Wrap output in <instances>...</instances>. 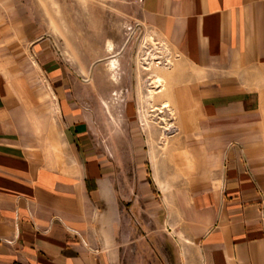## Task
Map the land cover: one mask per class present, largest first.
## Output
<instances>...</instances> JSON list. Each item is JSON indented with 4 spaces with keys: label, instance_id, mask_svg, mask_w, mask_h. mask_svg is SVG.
<instances>
[{
    "label": "crops",
    "instance_id": "obj_1",
    "mask_svg": "<svg viewBox=\"0 0 264 264\" xmlns=\"http://www.w3.org/2000/svg\"><path fill=\"white\" fill-rule=\"evenodd\" d=\"M139 13L178 57L148 90L166 137L148 108L76 91L0 0V264H264V0Z\"/></svg>",
    "mask_w": 264,
    "mask_h": 264
},
{
    "label": "rangeland",
    "instance_id": "obj_2",
    "mask_svg": "<svg viewBox=\"0 0 264 264\" xmlns=\"http://www.w3.org/2000/svg\"><path fill=\"white\" fill-rule=\"evenodd\" d=\"M16 1L72 77L76 91L84 86L97 98L123 96L120 102L135 105L142 117L144 109L162 106L155 100L150 106L148 90H156L154 78H164L178 57L142 24L140 0ZM145 94L146 107L142 105ZM97 103L102 105L90 101L92 108ZM168 112L159 109L143 118L166 137L172 134L164 131L173 126L172 113L165 115ZM117 113L115 108L106 109L108 118Z\"/></svg>",
    "mask_w": 264,
    "mask_h": 264
},
{
    "label": "bare ground",
    "instance_id": "obj_3",
    "mask_svg": "<svg viewBox=\"0 0 264 264\" xmlns=\"http://www.w3.org/2000/svg\"><path fill=\"white\" fill-rule=\"evenodd\" d=\"M153 82H154V84H157V85H159V86L161 85V79H160L159 77H155L154 80H153ZM157 85H156V86H157ZM161 86H162V85H161ZM153 88H154V87H153ZM151 89H152V88H151ZM151 89H150V92H149V93L152 94L153 90H151ZM161 90H162V87H161V88H158V89L156 90V93H157V92H160ZM149 95H150V94H149ZM164 107H165V106H164ZM148 113H149V114H152L153 111H148ZM171 127H172V126H171ZM171 127H169L168 129H166V130L164 131V133L166 134V133H167L166 131L169 130ZM166 135H167V134H166Z\"/></svg>",
    "mask_w": 264,
    "mask_h": 264
},
{
    "label": "built area",
    "instance_id": "obj_4",
    "mask_svg": "<svg viewBox=\"0 0 264 264\" xmlns=\"http://www.w3.org/2000/svg\"><path fill=\"white\" fill-rule=\"evenodd\" d=\"M167 133V135H169V134H173V133H175L176 132V127L175 126H172L169 130H167L166 131Z\"/></svg>",
    "mask_w": 264,
    "mask_h": 264
}]
</instances>
